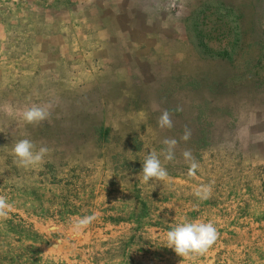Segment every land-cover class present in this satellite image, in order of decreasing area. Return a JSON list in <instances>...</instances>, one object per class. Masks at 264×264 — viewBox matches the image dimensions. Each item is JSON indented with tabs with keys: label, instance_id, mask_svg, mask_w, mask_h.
I'll return each instance as SVG.
<instances>
[{
	"label": "rangeland",
	"instance_id": "1",
	"mask_svg": "<svg viewBox=\"0 0 264 264\" xmlns=\"http://www.w3.org/2000/svg\"><path fill=\"white\" fill-rule=\"evenodd\" d=\"M152 151L168 177L145 183ZM0 195V264H264V0H0ZM184 222L217 240L178 256Z\"/></svg>",
	"mask_w": 264,
	"mask_h": 264
},
{
	"label": "clouds",
	"instance_id": "2",
	"mask_svg": "<svg viewBox=\"0 0 264 264\" xmlns=\"http://www.w3.org/2000/svg\"><path fill=\"white\" fill-rule=\"evenodd\" d=\"M23 120L28 124H38L49 118V110L40 105L33 104L26 107L22 112ZM157 123L161 128H172L173 122L171 114L168 110H164L158 118ZM190 138V131L185 130L182 139L187 141ZM163 143L167 146L165 149L166 159L171 161L175 156V146L177 140L175 138L166 137ZM36 145L30 139H21L17 141L13 147V153L18 157V165L28 167L37 165L43 161L44 156L49 149L46 145L39 147L34 151ZM185 160L189 162V176H195L199 167L198 162L190 149H185L182 153ZM143 182H148L150 179L165 180L168 177V172L162 166L159 155L152 151L144 159L142 164ZM211 184H202L194 189V194L204 200L211 196ZM10 210L6 198L0 195V217H5ZM96 219L95 215L84 216L76 222L77 228H85ZM218 238L217 228L213 223L208 222H184L176 225L167 232L168 247L172 248L178 256H187L190 253L203 254L211 247Z\"/></svg>",
	"mask_w": 264,
	"mask_h": 264
},
{
	"label": "crops",
	"instance_id": "3",
	"mask_svg": "<svg viewBox=\"0 0 264 264\" xmlns=\"http://www.w3.org/2000/svg\"><path fill=\"white\" fill-rule=\"evenodd\" d=\"M15 20V19H14Z\"/></svg>",
	"mask_w": 264,
	"mask_h": 264
}]
</instances>
